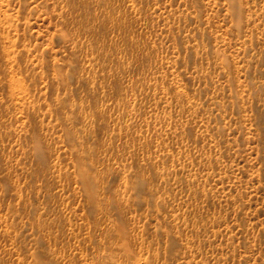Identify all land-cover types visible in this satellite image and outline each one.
Instances as JSON below:
<instances>
[{
    "label": "rangeland",
    "instance_id": "rangeland-1",
    "mask_svg": "<svg viewBox=\"0 0 264 264\" xmlns=\"http://www.w3.org/2000/svg\"><path fill=\"white\" fill-rule=\"evenodd\" d=\"M0 264H264V0H0Z\"/></svg>",
    "mask_w": 264,
    "mask_h": 264
}]
</instances>
